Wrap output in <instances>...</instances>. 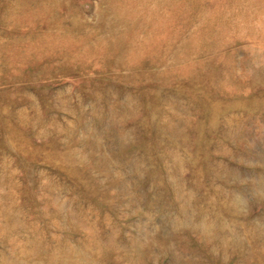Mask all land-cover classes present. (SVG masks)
I'll list each match as a JSON object with an SVG mask.
<instances>
[{"label": "rangeland", "instance_id": "374dc122", "mask_svg": "<svg viewBox=\"0 0 264 264\" xmlns=\"http://www.w3.org/2000/svg\"><path fill=\"white\" fill-rule=\"evenodd\" d=\"M0 264H264V0H0Z\"/></svg>", "mask_w": 264, "mask_h": 264}, {"label": "bare ground", "instance_id": "6f19581e", "mask_svg": "<svg viewBox=\"0 0 264 264\" xmlns=\"http://www.w3.org/2000/svg\"><path fill=\"white\" fill-rule=\"evenodd\" d=\"M29 261V260H28Z\"/></svg>", "mask_w": 264, "mask_h": 264}]
</instances>
